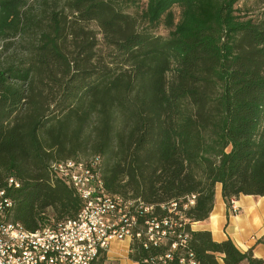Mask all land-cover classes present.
Instances as JSON below:
<instances>
[{"label": "trees", "instance_id": "trees-1", "mask_svg": "<svg viewBox=\"0 0 264 264\" xmlns=\"http://www.w3.org/2000/svg\"><path fill=\"white\" fill-rule=\"evenodd\" d=\"M243 1L0 0V191L10 220L36 232L76 218L82 203L51 164L97 159L106 193L152 207L138 220L143 233L173 216L172 203L187 221L185 246L164 263L155 259L177 237L133 238L135 264L189 254L195 264H263L190 229L208 219L216 184L227 207L264 196V0L256 18L239 16ZM160 26L167 37L154 34Z\"/></svg>", "mask_w": 264, "mask_h": 264}, {"label": "built area", "instance_id": "built-area-1", "mask_svg": "<svg viewBox=\"0 0 264 264\" xmlns=\"http://www.w3.org/2000/svg\"><path fill=\"white\" fill-rule=\"evenodd\" d=\"M51 170L55 177L73 188L82 203L81 211L76 218L51 222L37 233L24 232L22 226H15L10 220L12 202L0 191V264H94L101 256L97 159L90 162L76 159L72 164L56 161V168ZM8 186L19 185L10 178ZM106 198L109 246L111 242L131 241L142 235L154 246L167 237H177L170 253L155 259L163 263L171 259L173 251L185 246L188 235L182 232V226L187 221L175 211V203L169 210L173 216L145 222L143 233L138 220L142 214L150 213L152 207L145 206L139 199H124L108 191ZM194 200V195L187 197L183 208L194 205ZM230 203L229 211L237 214L239 210L233 200ZM188 256L187 260L182 257L180 263L195 264L192 254Z\"/></svg>", "mask_w": 264, "mask_h": 264}, {"label": "crops", "instance_id": "crops-1", "mask_svg": "<svg viewBox=\"0 0 264 264\" xmlns=\"http://www.w3.org/2000/svg\"><path fill=\"white\" fill-rule=\"evenodd\" d=\"M233 205L239 210L235 215L229 211L231 205L227 207L222 198L221 185L216 184L208 219L191 223V231H209L215 242L230 239L242 252L251 249L253 256L262 259L264 264V196L240 195L233 200ZM130 243L126 239L111 242L104 264H135L129 258Z\"/></svg>", "mask_w": 264, "mask_h": 264}, {"label": "rangeland", "instance_id": "rangeland-1", "mask_svg": "<svg viewBox=\"0 0 264 264\" xmlns=\"http://www.w3.org/2000/svg\"><path fill=\"white\" fill-rule=\"evenodd\" d=\"M33 4V7L37 8L38 6H42V2H47V4H54V3H59L60 0H30ZM240 10H239V16L241 18H256L259 16V11L261 9V5L258 3V0H245L243 2H240L237 6ZM142 5L139 6L137 8V11L140 13L141 9H142ZM136 10V9H134ZM134 10H130L132 13H134ZM172 12L174 13L173 15L175 16V21H177L179 19V15H180V10L178 7H173ZM143 26V25H141ZM92 29L95 33H97V28L92 26ZM154 34L162 36V37H167L169 34V30L166 29L164 26H160L158 27L156 30L153 31ZM97 38L99 40V42H102V37L100 34L97 35ZM102 47V46H101ZM93 160V159H90ZM90 160L86 161V160H82V162H90ZM97 164H99V162L97 161ZM100 171V170H99Z\"/></svg>", "mask_w": 264, "mask_h": 264}, {"label": "bare ground", "instance_id": "bare-ground-1", "mask_svg": "<svg viewBox=\"0 0 264 264\" xmlns=\"http://www.w3.org/2000/svg\"><path fill=\"white\" fill-rule=\"evenodd\" d=\"M98 161V160H97ZM75 160H69L62 162L63 164H72ZM98 165V164H97ZM52 168H56V163L51 164ZM98 193H99V221H100V249L101 255L106 253L109 247V231H108V203H107V193L105 192L102 182L100 179V172L98 169ZM15 226H21L20 224L14 223ZM24 232H27L23 229ZM29 232V233H37Z\"/></svg>", "mask_w": 264, "mask_h": 264}]
</instances>
